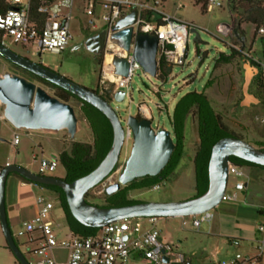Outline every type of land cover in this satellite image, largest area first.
I'll return each mask as SVG.
<instances>
[{
    "label": "rangeland",
    "instance_id": "374dc122",
    "mask_svg": "<svg viewBox=\"0 0 264 264\" xmlns=\"http://www.w3.org/2000/svg\"><path fill=\"white\" fill-rule=\"evenodd\" d=\"M219 1L222 7L205 12L201 6L195 4L194 0H164V10L172 17L191 25V29L196 28L199 37L196 41V34L190 33L188 55L184 66L171 67L166 80L147 75L142 70L137 71L130 84L132 88L130 94L122 102L109 101L116 110L124 128H126L130 116L139 115L141 119L144 118L143 115L139 114V105L143 104L152 117V127L170 131L174 138L170 120L176 104L190 92H203L207 83L213 79L214 85L205 92L215 111L222 116L223 122L230 130L242 136L245 141L252 145L256 142H264V125L256 120V116L264 115V102L257 90L255 77L249 85L248 92L255 96L259 103L249 106L242 105L245 99L246 67L250 73H255L256 68L249 63L247 58H242L236 59L231 65L222 66L215 70V61L221 53L229 54L231 47L239 50L243 45L241 43L236 45L235 34L233 33L226 37L221 35L219 33L221 24H233L235 29L239 27L244 32V53L264 59V42L261 40L259 32L256 34L253 25L242 24L240 26L238 18L232 17L228 0ZM80 6L81 4L77 1L73 11V19L70 22L73 40L61 54L46 52L39 55L31 46L22 47L10 42H7V46L18 55L33 62L41 63L45 67L57 69L75 83L92 91H97L101 71L99 57L84 48L78 47L89 36L96 35L99 31L84 30L87 28L90 30L89 19L83 14ZM78 7L80 10H77ZM99 27L101 29L103 25L99 24ZM1 59L7 63L8 71L24 77L28 81H33L31 77L24 75L21 70L15 69L8 61ZM35 84L54 95L55 91L51 87L39 83ZM0 110L2 111V109ZM75 111L80 131L73 140L65 131L52 133L19 130L20 143L18 146H13L11 140L15 128L7 121H0V169L6 167L7 163H11L38 174L39 160L42 158L48 159L53 154H58L62 149L69 148L72 141L92 143L91 129L78 105H75ZM132 145L133 141L127 147H123L114 174L90 192L88 200L93 205H108L106 189L103 188V185L107 183L110 186L118 181L124 170L125 162L130 156ZM198 145L196 122L191 116L186 123L184 155L174 173L161 183L159 190L151 188L132 191L129 198L140 202L161 203L193 198L196 194L193 161ZM34 155L37 156L36 161L33 158ZM47 176L63 178L65 169L60 165L54 173H49ZM22 181L18 176H10L7 180L5 199L7 215H9L8 221L12 235L22 253L30 264H37L43 257L31 253L29 249H32L33 246L25 244L26 240L19 238L18 235L22 231L23 223L33 216V211L37 208V198L42 196L57 203L58 194L39 186H29V184L24 186ZM234 183L235 180L230 178L228 195L234 193L232 191ZM224 203L222 202L213 210L212 214L214 215ZM54 216L66 234L68 232L67 223L64 212L58 203L54 210ZM207 225V222L204 223L200 232H197L192 225V217L165 219L160 223L162 229L172 234L175 255H182L185 258H190L194 251L206 245L202 235ZM6 246V239L0 224V264H18ZM208 246V251H211L212 245L209 244ZM196 258H201V253Z\"/></svg>",
    "mask_w": 264,
    "mask_h": 264
},
{
    "label": "built area",
    "instance_id": "2783aa9c",
    "mask_svg": "<svg viewBox=\"0 0 264 264\" xmlns=\"http://www.w3.org/2000/svg\"><path fill=\"white\" fill-rule=\"evenodd\" d=\"M77 1L81 4L83 14L89 19L90 30L88 28L84 30L99 31L106 36L104 51L98 56L101 68L98 87L100 96L114 100V95L118 91H124L125 97L132 91L130 87L132 78L137 71H144L134 55L139 34L157 36L158 67L160 62L168 68L184 66L188 55L191 25L168 14L163 7L164 0H0V43L6 47L7 42L22 47L31 46L39 55L46 52L61 54L73 40L70 22ZM80 7L77 10H80ZM217 7H222L219 0H208L207 11ZM133 11L138 13V17L132 26L130 49L126 50L113 38L115 33L113 27ZM99 24L103 25L101 29ZM258 32L264 37V28ZM244 54L248 61L258 66V73L264 86V59L249 53ZM116 58L129 63L127 76L116 73L114 64ZM262 100L264 102V89ZM139 114L152 122V117L143 104L139 105ZM256 120L264 125V115L256 116ZM0 121H6L3 111H0ZM154 130L157 133L160 129L157 127ZM124 132L123 147H127L133 141V132L128 122ZM11 143L13 146L19 145V130L15 129L13 132ZM33 158L37 160L36 155ZM59 166L58 156L42 158L39 160L38 174L47 176L54 173ZM230 178L235 180L232 195H228ZM246 178L244 167L230 164L229 181L222 202L235 201L236 192L245 188ZM108 185L105 183L103 188L106 189ZM160 188L161 184H158L152 189ZM57 203L61 208L59 201ZM57 203L42 196L38 197L37 214L23 223L22 231L18 235L19 238L26 240L25 244L33 246L29 249L31 253L43 257L37 264H185L184 256H176L174 253L172 236L168 243L162 241L167 230L162 229L160 223L165 218L125 219L99 228L96 236L83 239L73 235L69 230L66 234L59 228L56 230L59 227L54 216ZM212 219V211L192 216V225L200 232L202 225ZM259 231L264 234V226L259 227ZM233 243L239 244L237 241ZM55 250L68 251L67 261H57L52 255ZM164 256L169 259L168 263L164 262ZM263 256L262 237L256 241L252 256L219 264H260Z\"/></svg>",
    "mask_w": 264,
    "mask_h": 264
},
{
    "label": "water",
    "instance_id": "95a60500",
    "mask_svg": "<svg viewBox=\"0 0 264 264\" xmlns=\"http://www.w3.org/2000/svg\"><path fill=\"white\" fill-rule=\"evenodd\" d=\"M138 13L121 19L113 27V38L123 48L130 49L133 36V25ZM190 33H198L196 28ZM219 33L228 36L237 34L233 24H221ZM105 35V33H103ZM90 38L87 43L94 46ZM158 38L155 35L139 34L136 39L135 59L141 64L146 74L157 77ZM88 51L98 55L94 49ZM0 57L48 82L62 88L78 99L89 103L98 109L109 120L113 129V144L104 160L89 174L73 182L54 176H42L17 165L10 164L0 173V224L6 239L7 247L18 264H30L20 250L12 235L6 209V184L10 174H17L22 178L43 186L61 188L66 196L70 211L74 218L82 225L90 228H103L109 224L132 218L159 217L165 219L192 217L215 210L221 203L229 181L230 158L237 157L250 163L264 167V151L251 143L236 137H226L218 141L212 148L209 162V188L201 196L176 202H139L128 206L100 207L87 202L86 195L110 178L120 161L124 146L125 132L122 122L111 104L96 91L83 87L69 78L52 71L30 59L20 56L10 48L0 43ZM116 73L127 76L129 63L121 58L115 59ZM258 74L250 73L246 67L244 101L242 105L258 104L259 100L248 92L252 79ZM125 99V92L118 91L114 95L116 102ZM78 106L80 103L77 104ZM0 109L6 121L17 130L67 132L73 140L79 133V121L75 105L66 103L50 94L44 88L28 81L26 78L7 71L0 79ZM128 125L133 132V145L129 158L125 162L122 174L116 183L106 188L107 195L117 193L122 187L129 185L136 179L147 176H158L167 166L175 149L174 138L170 131L152 128L148 119H139L137 116L128 118ZM172 234L166 232L162 241L169 242ZM163 254L165 251H162ZM164 262L169 259L164 256Z\"/></svg>",
    "mask_w": 264,
    "mask_h": 264
},
{
    "label": "trees",
    "instance_id": "16d2710c",
    "mask_svg": "<svg viewBox=\"0 0 264 264\" xmlns=\"http://www.w3.org/2000/svg\"><path fill=\"white\" fill-rule=\"evenodd\" d=\"M194 2L196 5L201 6L203 11L207 12L206 5L208 0H194ZM228 5L232 17L236 16L238 18L240 26L242 24H251L255 27L256 34H258L259 29L264 28V0H228ZM236 30L237 34L234 36L236 45L238 46L240 43L243 45L239 50L231 47L229 54L221 53L215 61V70L222 66L231 65L236 59L246 58L245 54L243 53L245 52V34L239 27ZM261 40L264 42L263 36H261ZM249 63L258 70V66L255 63H252L251 61H249ZM169 71L170 68L166 67L160 62L157 77L161 80H166L169 76ZM31 75L37 78L39 82L52 87L55 91L54 96L63 102L72 103L73 100H77L81 104L80 109L84 118L89 124L93 135V141L92 143H80L72 141L69 148L63 149L59 153L58 159L60 165H62L65 169L64 179L67 182H73L83 176H86L104 160L112 147L113 129L109 120L98 109L89 103L78 99L70 92L59 88L32 73ZM254 80L260 96L263 97L264 86L259 73L255 76ZM213 85L214 81L211 79L207 83L203 92H190L183 96L176 104L170 120L174 134L175 149L167 166L161 171V173L155 177L147 176L145 178L136 179L128 186L121 188L117 193L111 196L107 195L105 190L106 201L108 202V205L100 207L128 206L139 203L140 201L129 198L130 192L151 189L155 185L166 181L174 173L183 158L185 150L186 123L188 118L191 116L196 122L199 139V145L193 161L196 189V194L194 197L201 196L208 190L209 162L213 146L218 141L226 137H236L244 140L242 136L237 135L229 129V127L223 122L222 116L218 114L213 108L205 92ZM96 93H98V90ZM105 99L108 102L110 101L108 97ZM137 117L141 119L139 115ZM253 145L264 151L263 141L256 142ZM230 161L231 164L239 167H256L264 169L263 166L250 163L237 157H231ZM10 176H18L26 183L33 184L41 188H46L57 193L58 201L64 212L68 230L73 235L86 239L94 237L98 234L100 229L86 227L74 218L70 211L65 193L61 188L38 185L22 178L17 174H10ZM90 192L86 195V200L88 203L92 204L88 200ZM6 249L9 250L7 246Z\"/></svg>",
    "mask_w": 264,
    "mask_h": 264
},
{
    "label": "crops",
    "instance_id": "0c3cea01",
    "mask_svg": "<svg viewBox=\"0 0 264 264\" xmlns=\"http://www.w3.org/2000/svg\"><path fill=\"white\" fill-rule=\"evenodd\" d=\"M1 58L0 79L8 71L7 63ZM59 153H55L51 157L58 156ZM244 168L247 175V178L244 179L245 188L236 192L237 199L235 201H227L217 209L213 219L207 222L208 225L203 231L202 238L206 245L194 251L190 258L184 257L185 264H219L223 261L247 258L254 254L256 241L259 238H264V234L259 231V227L264 226V169ZM22 182L24 186L29 184ZM32 185L29 184V186ZM232 191L234 192V190ZM36 214L37 208L32 215ZM57 224L59 227L56 226V230L58 231L59 228L61 232H64L59 221ZM235 241L239 244L235 245L233 243ZM209 244L212 245L211 251H208ZM200 253L201 258H196ZM52 255L57 261L65 262L68 258V251L55 250ZM260 264H264V256Z\"/></svg>",
    "mask_w": 264,
    "mask_h": 264
},
{
    "label": "flooded vegetation",
    "instance_id": "af4514ba",
    "mask_svg": "<svg viewBox=\"0 0 264 264\" xmlns=\"http://www.w3.org/2000/svg\"><path fill=\"white\" fill-rule=\"evenodd\" d=\"M90 38H94V39H92V43H93V45L94 46H90L91 44H88L87 43V41L90 39ZM105 38H106V36L103 34V33H98V34H96V35H91V36H89L88 38H87V40L85 41V42H83L81 45H79V47L78 48H84V49H88V48H91V49H94L95 50V52H97L98 53V55H96L97 57L98 56H100L102 53H103V51H104V46H105ZM73 50H75V49H73ZM32 61V60H31ZM35 63H38V62H35ZM11 65H13V67L15 68V69H17V70H21L22 72H23V74L24 75H27V76H29V77H31L32 79H33V83H39V84H42V85H44V86H47V85H45V84H43V83H41V82H39V80L37 79V78H35L34 76H32L31 75V73L30 72H28V71H26V70H24V69H22V68H20V67H18V66H16V65H14V64H12V63H10ZM38 64H40V65H42L41 63H38ZM44 66V65H43ZM45 67V66H44ZM48 68V67H47ZM49 69H51V68H49ZM52 71H54V72H57L58 74H60V75H63V74H61L60 73V71L59 70H57V69H51ZM64 76V75H63ZM48 87H50V86H48ZM52 88V87H51ZM53 89V88H52ZM79 102L77 101V100H73L72 101V104H74V105H77ZM116 183V182H115ZM128 186V185H127ZM126 187V186H125ZM122 188H124V187H122Z\"/></svg>",
    "mask_w": 264,
    "mask_h": 264
}]
</instances>
